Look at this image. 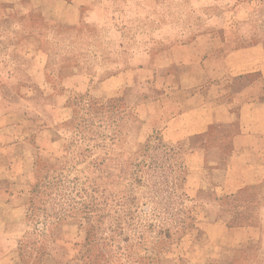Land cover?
<instances>
[{"label": "rangeland", "instance_id": "1", "mask_svg": "<svg viewBox=\"0 0 264 264\" xmlns=\"http://www.w3.org/2000/svg\"><path fill=\"white\" fill-rule=\"evenodd\" d=\"M248 1L264 3L94 0L92 7L80 9L77 22L69 26H52L34 13L24 12V16L12 11L0 26V94L18 114L6 115L19 126L14 127V134L28 137L33 147L31 159L22 164L29 171L15 176L18 185L10 190L16 195L10 203L0 204V213L21 222V234L13 241L17 264H252L248 258L252 253L256 263L263 264L252 240L244 235L234 239L222 229L262 227V189L241 187L235 171L226 177L194 168L196 160L190 158L189 150L170 144L162 133L165 118L176 111L168 104L171 92L179 88L176 64H181L182 56L187 62L189 55L199 51L197 43L188 48L177 45L210 30V23L233 20L226 13L230 4ZM22 6L30 5H17L18 9ZM235 18L245 21L244 14ZM249 18L258 26L264 23L260 11ZM15 23L29 25L28 34L37 40L35 49L29 44L22 49L34 52L32 61L19 54L12 61L5 58L12 51L11 42L26 35L14 32ZM244 25L238 23L241 36L247 35ZM219 34L223 36L224 31ZM40 66L43 73L36 71ZM189 69L183 68L186 73ZM118 70L127 74L126 85L108 93L98 80ZM67 76L73 85L63 83ZM247 80L254 81L255 88L260 85L256 76ZM239 81L221 78L224 86ZM80 95L102 103L117 98L121 103L114 109L104 108L88 132L91 128L79 120L76 128L70 124L77 122L72 121L74 109L81 115ZM161 143L175 152L166 155ZM168 164L175 169L183 165L185 178L189 172L196 174L193 186L188 187L185 179L182 185L181 168L170 172L165 168ZM158 165L163 166L161 170ZM56 173L61 179L58 190L61 185L69 190L82 187L85 200L93 183L99 186L107 203L105 223L111 225L109 229L123 226L119 252L113 251L115 243L107 239L103 255L97 257L98 252L86 245L85 226L76 218L66 217L56 225V186L51 179ZM36 183L42 184L39 192H32ZM128 223L137 225L138 235L143 236L132 251ZM111 234L106 230L104 235ZM6 243L0 239V245Z\"/></svg>", "mask_w": 264, "mask_h": 264}, {"label": "crops", "instance_id": "2", "mask_svg": "<svg viewBox=\"0 0 264 264\" xmlns=\"http://www.w3.org/2000/svg\"><path fill=\"white\" fill-rule=\"evenodd\" d=\"M23 3L30 6L18 9L17 5ZM93 3L94 0H0V26L13 15L12 11H20V15L24 12L34 13L37 17L52 22V26H69L77 22L81 8L92 7ZM257 11L264 13V3H231L226 13L233 20L210 23V30L198 32L190 42H180L177 45L188 48L197 43L199 51L195 56L189 55L187 62L182 56L181 64L177 61L171 63H177L179 88L171 92L170 102H167L176 111L165 118L162 133L170 144L189 150L190 158L196 160L194 168L218 171L226 177L235 171L241 187L261 188V195H264V23L258 26L249 18ZM240 14L245 15V21L235 18ZM239 22H244L247 35L237 33ZM22 23H15L14 32H24L26 35L20 34L21 38L11 42L12 51L9 49L5 58L12 61L19 54L29 62L34 59V52L26 53L22 49L27 44L35 49L37 40L35 36L28 34L30 26ZM222 30L223 36L219 34ZM36 64L39 66V63ZM184 67L190 68L188 73L183 70ZM39 69L43 73L41 66L36 71ZM223 76L240 81L232 86H224L221 83ZM249 76L258 77L260 85L255 88L254 81L247 80ZM126 77L123 70H118L99 79L98 84L111 93L126 85ZM71 80L67 76L63 83L73 85ZM10 104L0 94V193L4 195H0V204L10 203L16 195L10 191L18 185L19 180L15 176H21V172L26 175L29 171L22 164H27L29 157L31 159L33 149L28 137L14 134V127L19 126L6 119L9 113L18 116ZM139 110L141 111V106ZM192 173L189 172L185 178L188 187L193 186L196 178V174ZM261 204L264 205V201ZM13 220L0 213V239L7 240L6 244L0 245V264L18 263L13 241L21 234V222ZM222 229L224 234L234 239L244 235L252 240L250 243L259 247L258 252L264 264V224L262 227L224 226ZM248 258L252 264H257L253 253Z\"/></svg>", "mask_w": 264, "mask_h": 264}, {"label": "trees", "instance_id": "3", "mask_svg": "<svg viewBox=\"0 0 264 264\" xmlns=\"http://www.w3.org/2000/svg\"><path fill=\"white\" fill-rule=\"evenodd\" d=\"M78 100L82 103V107H80L81 115L78 113V109H74L72 121L76 120L77 122H70V124L74 125V128H76L77 125H79V120L81 123L87 124V126L91 128L88 132H92V128L96 125L93 120L101 118L104 108L114 109L117 104L121 103V100L117 98H111L105 103H102L82 95L78 96ZM82 112H84V114H82ZM82 138L85 139V137ZM160 146L166 155L175 152V149L172 146H167L162 143ZM145 148L148 149L149 144H146ZM143 156H145V153H143ZM139 164L142 166L143 162L141 161ZM140 165H136V167L140 169L144 166L140 167ZM150 165L151 163L147 165L148 169L150 168ZM162 167V165H158V169L161 170ZM165 168L174 173L181 168L180 171L183 175L181 176L180 181L183 185V181L187 173L183 165L179 166L178 169H175L174 165L168 164ZM51 179L53 184L56 186V225L60 224L62 221H66V217L76 218L79 221L80 226H85L86 245L90 247V249L98 252L96 254L97 257L103 255L102 251L103 249L105 250V246H107V239H109L108 241L115 243V249H113V251L115 253L117 251L119 252L121 249L118 246V239L123 234L120 232V229H123V226L115 225V228L109 229L111 228V225H107V223H105L104 220L108 217V213H106L107 203L99 189V186L96 183H93V185L91 184V194H89L88 199L85 200L82 195L85 193L84 188L76 186L69 190L70 187L61 185L58 190V186L61 182L58 174L56 173V176H51ZM41 185L36 183L32 187V192H39V186ZM64 189L69 191L66 193L63 191ZM72 192H75L73 193V197L71 196ZM80 219L83 220L84 224L80 221ZM127 228L132 232L130 244V249L132 251L135 250L137 246H140L143 236L138 235L140 230H137V225L128 223ZM184 229H186V227ZM106 230H109L113 234L109 237H105L104 234Z\"/></svg>", "mask_w": 264, "mask_h": 264}]
</instances>
